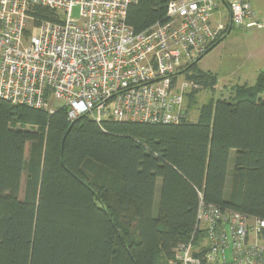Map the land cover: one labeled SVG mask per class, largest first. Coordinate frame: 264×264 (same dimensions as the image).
Wrapping results in <instances>:
<instances>
[{"label":"trees","instance_id":"trees-1","mask_svg":"<svg viewBox=\"0 0 264 264\" xmlns=\"http://www.w3.org/2000/svg\"><path fill=\"white\" fill-rule=\"evenodd\" d=\"M168 2L137 0L126 23L164 21ZM179 73L198 85L189 112L216 76L197 60ZM263 92L261 75L176 124L69 120L0 98V264H169L200 199L264 219Z\"/></svg>","mask_w":264,"mask_h":264},{"label":"built area","instance_id":"built-area-1","mask_svg":"<svg viewBox=\"0 0 264 264\" xmlns=\"http://www.w3.org/2000/svg\"><path fill=\"white\" fill-rule=\"evenodd\" d=\"M136 2L0 0V98L48 113L65 108L69 120L176 124L198 87L179 71L227 32L213 21L218 6L230 25L264 27L247 0H169L164 21L136 32L126 23ZM35 6L54 15L37 20ZM168 263L264 264V219L200 199L195 229Z\"/></svg>","mask_w":264,"mask_h":264},{"label":"crops","instance_id":"crops-1","mask_svg":"<svg viewBox=\"0 0 264 264\" xmlns=\"http://www.w3.org/2000/svg\"><path fill=\"white\" fill-rule=\"evenodd\" d=\"M247 2L256 18L264 19V0ZM213 21L215 24L223 23L227 32L197 59V65L216 76L210 98H220L216 95L219 89H230V96H235L239 87H253L258 78L264 75V27L245 29L230 25L228 10L223 4L218 6ZM260 95L264 99V92Z\"/></svg>","mask_w":264,"mask_h":264},{"label":"rangeland","instance_id":"rangeland-1","mask_svg":"<svg viewBox=\"0 0 264 264\" xmlns=\"http://www.w3.org/2000/svg\"><path fill=\"white\" fill-rule=\"evenodd\" d=\"M79 8L78 6H73L71 8V16L74 17V18H78L79 16ZM179 78H182V76H180ZM203 91V92H202ZM198 95H197V103L195 106H192L188 112V119L191 121V122H195L196 119H197V116H198V109L197 107L201 104V103H204L206 102L212 95L213 93L207 91V90H202ZM219 93H216L217 96H220V98H227L229 95H230V92L231 90L230 89H227V90H218ZM232 93V92H231ZM23 127V126H22ZM25 127H28V126H25ZM233 156V152L231 153V157ZM230 166H232V162L230 160L229 162V168Z\"/></svg>","mask_w":264,"mask_h":264}]
</instances>
